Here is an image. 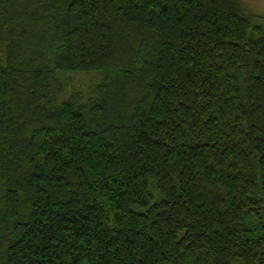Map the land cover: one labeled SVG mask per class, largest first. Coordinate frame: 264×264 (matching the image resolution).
<instances>
[{
  "label": "trees",
  "instance_id": "1",
  "mask_svg": "<svg viewBox=\"0 0 264 264\" xmlns=\"http://www.w3.org/2000/svg\"><path fill=\"white\" fill-rule=\"evenodd\" d=\"M255 21L240 0H0V264H264Z\"/></svg>",
  "mask_w": 264,
  "mask_h": 264
},
{
  "label": "rangeland",
  "instance_id": "2",
  "mask_svg": "<svg viewBox=\"0 0 264 264\" xmlns=\"http://www.w3.org/2000/svg\"><path fill=\"white\" fill-rule=\"evenodd\" d=\"M245 9L247 8L251 14L255 16L264 27V0H240ZM70 75L68 79L69 86L68 87H76V89H84L93 85V83L97 82V75L95 73H84V74H67Z\"/></svg>",
  "mask_w": 264,
  "mask_h": 264
}]
</instances>
